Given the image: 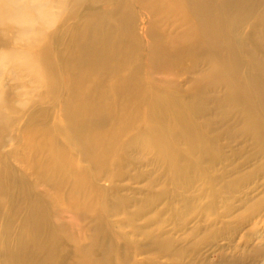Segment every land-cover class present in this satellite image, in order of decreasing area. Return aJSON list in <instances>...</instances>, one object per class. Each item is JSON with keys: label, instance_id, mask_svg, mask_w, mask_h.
Here are the masks:
<instances>
[{"label": "rangeland", "instance_id": "1", "mask_svg": "<svg viewBox=\"0 0 264 264\" xmlns=\"http://www.w3.org/2000/svg\"><path fill=\"white\" fill-rule=\"evenodd\" d=\"M20 3L32 24L0 20V264H264V0ZM94 44L100 128L75 112Z\"/></svg>", "mask_w": 264, "mask_h": 264}, {"label": "bare ground", "instance_id": "2", "mask_svg": "<svg viewBox=\"0 0 264 264\" xmlns=\"http://www.w3.org/2000/svg\"><path fill=\"white\" fill-rule=\"evenodd\" d=\"M20 2H21V0H0V7H2V8H0V15H2V16H0V20L10 21L16 25H20V27L21 26L26 27V25L32 24L33 21H31V19L29 18L28 14H27V10H26V8H28L29 6L26 7L25 5L21 4ZM36 7H39V6H36ZM22 32H23V34H22ZM22 32H20V33L22 34V36H24V33H26V30H23ZM97 50H98V45H96V44H94L90 47H83L82 48L84 58H83V62H81V65L85 66L83 69H86L87 66H89V65L91 68L89 69V71H87V74L85 73L82 76L83 78L78 80L79 87L81 89V92H83V93H80V95H79V100H77L78 105H77V109L75 110V112H76V115L79 117V119L82 120V123H84V126H87V124H89L90 127L100 128L103 126L104 119H105L104 115H106V114H105V110H104V105L101 103V100L98 99V96L100 94L98 92V88H96L94 86L95 81H96L95 79L97 77V75L95 76L94 72L96 71V69L98 67H100L102 69V60L100 58L101 55H99V53H98L99 51H97ZM217 63L219 64V68H221L223 70L222 74H223L224 78L223 77L222 78L224 79L223 82L225 83V85H227V87L229 88L230 98L239 100L241 95L238 94L237 92H235V90H237L238 86L242 83V80H239L237 78V76L233 77L232 74L230 73L229 66H226L225 63L219 62V61ZM253 66H254L255 70H258L259 73H261L262 80L260 79V81H262V83H263L264 82V67H261V69H259L260 66L257 63L253 64ZM104 71H106V70H104V68H103V72ZM115 88H116V86H115ZM95 93H98V94L95 95ZM88 95H92V96L95 95V99L92 98V96H88ZM260 97H261V100H260L261 106L264 110V92L260 95ZM91 99H94L95 102H99L102 105L99 103L98 104H92V103H94V100L91 102V104H89V101ZM130 102H128V103H130ZM82 103H84V104H82ZM250 104L254 105L255 103L251 101ZM252 105H250L249 111H251ZM254 106H255L254 109L256 110V104ZM111 107L112 106H110L109 110L111 109ZM116 112L117 111H115V113ZM108 113H109V111H108ZM120 116L122 117V115H120ZM123 118H124V116H123ZM123 118H122V120H123ZM249 120H250V125H251L250 127H253V128H254V126L259 127V124H260L259 121L260 120L258 118V114L255 111H253L252 116L250 117Z\"/></svg>", "mask_w": 264, "mask_h": 264}]
</instances>
